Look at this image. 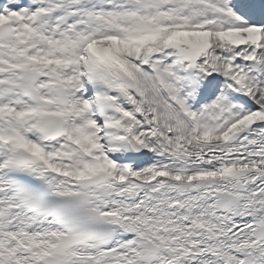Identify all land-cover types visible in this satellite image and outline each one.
<instances>
[{
	"label": "snow or ice",
	"instance_id": "obj_1",
	"mask_svg": "<svg viewBox=\"0 0 264 264\" xmlns=\"http://www.w3.org/2000/svg\"><path fill=\"white\" fill-rule=\"evenodd\" d=\"M0 264H264V0H0Z\"/></svg>",
	"mask_w": 264,
	"mask_h": 264
}]
</instances>
